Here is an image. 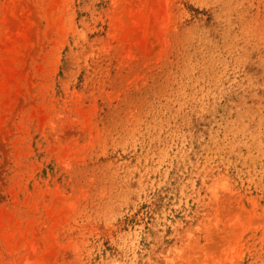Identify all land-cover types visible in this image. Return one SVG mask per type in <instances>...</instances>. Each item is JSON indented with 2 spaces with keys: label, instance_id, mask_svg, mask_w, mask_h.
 <instances>
[{
  "label": "rangeland",
  "instance_id": "1",
  "mask_svg": "<svg viewBox=\"0 0 264 264\" xmlns=\"http://www.w3.org/2000/svg\"><path fill=\"white\" fill-rule=\"evenodd\" d=\"M0 67V264H264V0H0Z\"/></svg>",
  "mask_w": 264,
  "mask_h": 264
},
{
  "label": "bare ground",
  "instance_id": "2",
  "mask_svg": "<svg viewBox=\"0 0 264 264\" xmlns=\"http://www.w3.org/2000/svg\"><path fill=\"white\" fill-rule=\"evenodd\" d=\"M0 71H1V67H0ZM43 237H41V239H42ZM49 239V238H48ZM47 239V242H46V244H47V246L48 245H50V241ZM27 251L28 252H30L29 254H36V253H38V246H37V244H34V245H31V246H28L27 247Z\"/></svg>",
  "mask_w": 264,
  "mask_h": 264
}]
</instances>
